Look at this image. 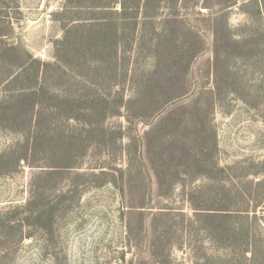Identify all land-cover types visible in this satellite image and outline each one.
Segmentation results:
<instances>
[{"label":"rangeland","instance_id":"rangeland-1","mask_svg":"<svg viewBox=\"0 0 264 264\" xmlns=\"http://www.w3.org/2000/svg\"><path fill=\"white\" fill-rule=\"evenodd\" d=\"M73 5L0 0V264H264V0Z\"/></svg>","mask_w":264,"mask_h":264},{"label":"trees","instance_id":"trees-1","mask_svg":"<svg viewBox=\"0 0 264 264\" xmlns=\"http://www.w3.org/2000/svg\"><path fill=\"white\" fill-rule=\"evenodd\" d=\"M114 1L115 0H107V2H104V3H100V2H97V3H95V2H93V3H91V4H89V5H80V6H74L73 4H76L77 3V0H67V3H68V5L69 6H71V5H73L74 6V8H78V9H82V8H86V7H88V8H102V9H109L110 7H114ZM122 8L124 9V5H122ZM77 12H79L80 13V11H77ZM82 13V12H81ZM76 14V12L74 11V12H68L66 15H65V20L68 22V21H70L71 19H73V17H80L81 16V14L78 16V15H75ZM75 20V19H74ZM76 20H85V21H89L90 23L92 22V21H94L92 18H87V19H84V18H77ZM74 22V21H73ZM77 23H79L78 21H76ZM67 24H65L64 26H66ZM74 25V24H73ZM68 27V26H67ZM74 27H75V30H76V28H78V27H80V25L79 24H75L74 25ZM68 29V31H67V34L65 35V38H69L70 37V32H71V30H70V27L69 28H67ZM58 56V55H57ZM56 56V57H57ZM128 239H129V237H128Z\"/></svg>","mask_w":264,"mask_h":264}]
</instances>
